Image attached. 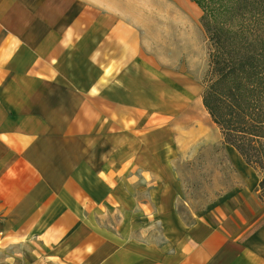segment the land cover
<instances>
[{
	"label": "crops",
	"instance_id": "obj_1",
	"mask_svg": "<svg viewBox=\"0 0 264 264\" xmlns=\"http://www.w3.org/2000/svg\"><path fill=\"white\" fill-rule=\"evenodd\" d=\"M200 12L190 0H0V264H264L253 225L246 238L223 213L182 218L166 171L182 146L150 142L197 100L150 40L187 48ZM136 178L149 201L136 203ZM134 211L158 224V243L132 239ZM108 212L124 224L96 222Z\"/></svg>",
	"mask_w": 264,
	"mask_h": 264
},
{
	"label": "rangeland",
	"instance_id": "obj_2",
	"mask_svg": "<svg viewBox=\"0 0 264 264\" xmlns=\"http://www.w3.org/2000/svg\"><path fill=\"white\" fill-rule=\"evenodd\" d=\"M244 8L247 12H252L247 5ZM201 12L200 17L203 15ZM222 20H224L222 16L214 17L215 23ZM149 37L151 38L152 35ZM189 37L184 39L188 47L176 44L178 50L174 48L173 42L169 41L170 38L164 44H157L150 40L149 50H156L158 47L166 50L162 54L164 58L161 63H175L177 71H182L185 77L192 79V85L196 86L197 97L195 103L186 107L187 109L181 113H177L176 116L168 115L170 119L163 124L165 133L163 130L160 136L152 133L150 142L151 144H154V141L164 142V140L167 144L174 142L172 145H175L176 150L180 148L177 144L182 146L180 155H176L169 164L171 168L166 171L170 173H167V180H172L174 185L180 188L181 196L176 202V210L186 222L192 223L195 217L208 213H223L229 228L235 224L239 228V233L245 235L246 238L251 233V225L254 226L256 232L264 234V203L260 201L257 192L260 174L247 166L234 149L224 144L220 130L211 121L201 103L204 83L209 72V44L201 23L197 36L194 33L190 39ZM148 52L153 56L156 53ZM89 85L92 87L93 82ZM195 128L200 130V134L190 133ZM159 137L160 140H158ZM187 140L199 142L197 146L191 147L186 143ZM154 149L158 150V147L155 146ZM174 153L176 152L172 151V154ZM103 164H105L104 160ZM110 182V177L105 178V184ZM134 182L136 184L131 188L135 191L133 197L137 199L136 203L149 201L148 192L143 194L140 190L143 186L141 181L136 178ZM120 213L108 212L104 216H97L95 220L103 224L116 223L121 227L124 224L122 218L125 216ZM134 214L136 215L134 219L136 226L135 229L133 228L134 233H130L132 239L141 243L143 241L158 243V236L161 234L158 224L154 227H146L147 222L142 211H134Z\"/></svg>",
	"mask_w": 264,
	"mask_h": 264
},
{
	"label": "trees",
	"instance_id": "obj_3",
	"mask_svg": "<svg viewBox=\"0 0 264 264\" xmlns=\"http://www.w3.org/2000/svg\"><path fill=\"white\" fill-rule=\"evenodd\" d=\"M190 1L203 13L209 44L203 106L224 144L260 174L264 203V0ZM217 14L224 20L215 23Z\"/></svg>",
	"mask_w": 264,
	"mask_h": 264
}]
</instances>
